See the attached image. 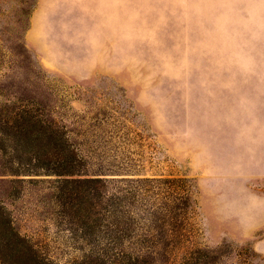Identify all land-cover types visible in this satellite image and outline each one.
Segmentation results:
<instances>
[{
    "label": "rangeland",
    "instance_id": "1",
    "mask_svg": "<svg viewBox=\"0 0 264 264\" xmlns=\"http://www.w3.org/2000/svg\"><path fill=\"white\" fill-rule=\"evenodd\" d=\"M0 74L92 163L188 178L193 242L264 264V0H0Z\"/></svg>",
    "mask_w": 264,
    "mask_h": 264
},
{
    "label": "trees",
    "instance_id": "2",
    "mask_svg": "<svg viewBox=\"0 0 264 264\" xmlns=\"http://www.w3.org/2000/svg\"><path fill=\"white\" fill-rule=\"evenodd\" d=\"M12 84L0 74V264H222L229 246L193 242L188 178L92 163L47 97Z\"/></svg>",
    "mask_w": 264,
    "mask_h": 264
},
{
    "label": "crops",
    "instance_id": "3",
    "mask_svg": "<svg viewBox=\"0 0 264 264\" xmlns=\"http://www.w3.org/2000/svg\"><path fill=\"white\" fill-rule=\"evenodd\" d=\"M40 13H42L44 11V8H43V5L41 6V8L39 9ZM37 14V16L34 17L33 21H36V22H33V27H31V29L29 30V35H35L39 32L40 29H42V26L38 23L40 17H41V14ZM39 15V16H38Z\"/></svg>",
    "mask_w": 264,
    "mask_h": 264
}]
</instances>
